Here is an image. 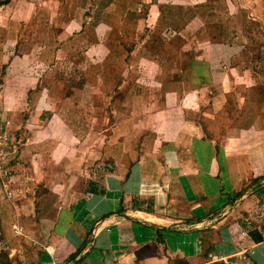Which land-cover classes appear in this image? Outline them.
<instances>
[{"label": "rangeland", "instance_id": "rangeland-1", "mask_svg": "<svg viewBox=\"0 0 264 264\" xmlns=\"http://www.w3.org/2000/svg\"><path fill=\"white\" fill-rule=\"evenodd\" d=\"M38 94L42 98L34 107L32 97ZM171 97L180 105L169 106ZM56 111L80 136L72 145L82 148L76 167L50 158L47 142L41 146L45 164L19 167L25 124L34 121V112L47 121ZM237 116L256 122L235 124ZM171 119L182 120L189 132L200 126L204 138L218 143L226 129L239 128L241 149L236 150L244 158L238 168L249 171L264 139L248 127L264 130V0H0V126L17 140L4 160L8 172L5 184L0 182V225L7 216L13 222L16 196L25 192V186L17 187V175L37 196V211L52 212L62 203L61 185L69 182L72 201L77 190L93 189V179L115 170L109 168L118 159L114 153L106 151L104 163L99 158L113 128L131 126L132 146L139 134L149 146L157 137L156 155L173 151V145L165 147L177 138L176 127H168ZM62 175L66 181L58 185ZM135 199L127 200L136 208L174 211L169 194L156 207L153 197ZM235 203L239 208L243 202ZM248 210L244 216L236 213L242 226L264 229V199L252 201ZM207 227L201 230L223 226ZM1 235L0 264H17ZM37 258L30 256L29 264L41 263Z\"/></svg>", "mask_w": 264, "mask_h": 264}, {"label": "crops", "instance_id": "crops-1", "mask_svg": "<svg viewBox=\"0 0 264 264\" xmlns=\"http://www.w3.org/2000/svg\"><path fill=\"white\" fill-rule=\"evenodd\" d=\"M41 98L39 94L32 97L34 107ZM177 100L171 97L168 105H180V99ZM186 108H180L181 112ZM34 113L36 118L30 119L34 121L25 124L19 167L35 166L42 161L45 164L41 153L45 142L49 143L50 158L66 167H76L75 159L82 148L72 145L80 141V136L67 123L66 115L56 111L51 120L44 121L41 112ZM245 117L237 116L235 124L256 122ZM182 122L168 121V127L177 129L174 144L165 143V147L173 145V151L166 148L156 155L161 143L157 137L149 146L144 134H139L137 140L135 133L132 146L131 126L113 128L106 148L99 150V158L104 163L107 153H114L118 159L114 158L109 168L115 170H106L93 179V189L77 190V198L72 201L67 195L69 182L61 185L67 178L62 175L63 179L56 181L63 188L59 197L62 203L52 212L37 211V196L32 189H26L28 182L17 175V187L25 186V192L16 196L20 202L15 201V208L12 207L16 221L7 216L0 225L1 239L10 247V258L17 264L31 263L30 256L38 257L36 262L41 263H50L55 256L61 264H264V229L260 225L242 226L236 214L247 215L252 201L264 199V139L260 153H254L246 167L249 171L245 172L238 168L244 158V153L236 150L241 149L236 144L239 135L235 132L239 128L226 129V137L218 143L204 138V129L196 124L190 129L192 132L185 131ZM248 127L264 136V130L258 126ZM186 134L188 138L184 139ZM230 154L235 161L229 158ZM168 194L170 208L174 209L169 214L136 208L127 200L153 197L156 207L157 203H165ZM240 200L243 203L239 209L235 202ZM10 211L11 207L7 212ZM211 223L214 228L223 226L217 229L218 239L214 229L201 230L205 224L209 229ZM16 225L23 226L21 234L14 233Z\"/></svg>", "mask_w": 264, "mask_h": 264}, {"label": "built area", "instance_id": "built-area-1", "mask_svg": "<svg viewBox=\"0 0 264 264\" xmlns=\"http://www.w3.org/2000/svg\"><path fill=\"white\" fill-rule=\"evenodd\" d=\"M4 118V117H2ZM10 120H8V123ZM12 141V142H11ZM17 144V140L14 137H10L9 131L6 126H0V182L4 181V175L7 174L8 170L4 165V160L6 157H8L9 152L11 150V144L14 146L15 143ZM10 196V195H9ZM23 232V226L22 225H16L14 226V233L15 234H21ZM264 242V241H263ZM38 264H61L57 257L52 256V259L50 260V263H38Z\"/></svg>", "mask_w": 264, "mask_h": 264}, {"label": "water", "instance_id": "water-1", "mask_svg": "<svg viewBox=\"0 0 264 264\" xmlns=\"http://www.w3.org/2000/svg\"><path fill=\"white\" fill-rule=\"evenodd\" d=\"M125 217L127 218V219H130L131 217L130 216H128V215H125Z\"/></svg>", "mask_w": 264, "mask_h": 264}, {"label": "trees", "instance_id": "trees-1", "mask_svg": "<svg viewBox=\"0 0 264 264\" xmlns=\"http://www.w3.org/2000/svg\"><path fill=\"white\" fill-rule=\"evenodd\" d=\"M261 240V239H260Z\"/></svg>", "mask_w": 264, "mask_h": 264}]
</instances>
